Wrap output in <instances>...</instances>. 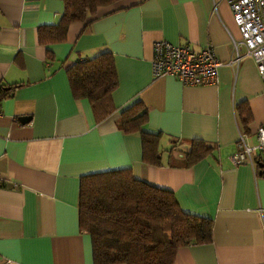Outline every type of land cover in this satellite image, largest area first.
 Returning a JSON list of instances; mask_svg holds the SVG:
<instances>
[{"label":"crops","instance_id":"obj_1","mask_svg":"<svg viewBox=\"0 0 264 264\" xmlns=\"http://www.w3.org/2000/svg\"><path fill=\"white\" fill-rule=\"evenodd\" d=\"M62 9L63 0H0V264H93L79 225L80 178L121 167L210 218V240L177 247L171 264H264V153L230 161L238 133L256 142L264 81L251 56L235 57L231 37L240 35L227 2L117 0L70 22L62 39L40 42L38 26ZM160 39L211 45L221 62L215 81L153 75ZM105 50L115 109L96 120L87 99L72 95L65 68ZM133 100L145 108L141 127L158 132V163L141 158L137 131L117 126ZM197 141L205 153L188 164Z\"/></svg>","mask_w":264,"mask_h":264},{"label":"trees","instance_id":"obj_2","mask_svg":"<svg viewBox=\"0 0 264 264\" xmlns=\"http://www.w3.org/2000/svg\"><path fill=\"white\" fill-rule=\"evenodd\" d=\"M115 1L63 0L57 21L39 25L37 39L42 43L60 40L70 22L85 20L97 7ZM65 71L72 95L87 99L96 120L115 109L111 93L117 76L109 51L75 59ZM243 110L246 121L245 106ZM144 121L145 108L139 100L118 110L117 126L126 133H139L141 158L158 163L159 135L143 129ZM205 150L201 142H194L187 151V163ZM78 206L79 225L91 237L93 264H171L177 247L210 240V218L181 210L170 190L134 177L127 167L81 176Z\"/></svg>","mask_w":264,"mask_h":264},{"label":"built area","instance_id":"obj_3","mask_svg":"<svg viewBox=\"0 0 264 264\" xmlns=\"http://www.w3.org/2000/svg\"><path fill=\"white\" fill-rule=\"evenodd\" d=\"M231 10L240 38L231 37L235 57L239 51L251 56L257 73L264 81V0H225ZM153 54L150 60L153 75H173L183 84L196 85L212 83L216 79L217 67L221 64L209 44L193 49L189 43L172 44L165 40L153 42ZM254 135L256 142L250 145L243 134L238 133L236 150L230 155L235 164L251 160L250 154L255 148L264 153V121L260 123Z\"/></svg>","mask_w":264,"mask_h":264},{"label":"water","instance_id":"obj_4","mask_svg":"<svg viewBox=\"0 0 264 264\" xmlns=\"http://www.w3.org/2000/svg\"><path fill=\"white\" fill-rule=\"evenodd\" d=\"M21 119H26L25 117H22Z\"/></svg>","mask_w":264,"mask_h":264}]
</instances>
